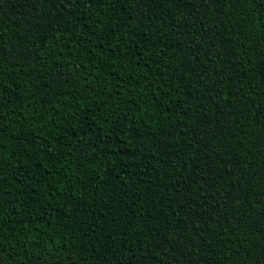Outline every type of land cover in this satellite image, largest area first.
Wrapping results in <instances>:
<instances>
[{
	"label": "trees",
	"instance_id": "trees-1",
	"mask_svg": "<svg viewBox=\"0 0 264 264\" xmlns=\"http://www.w3.org/2000/svg\"><path fill=\"white\" fill-rule=\"evenodd\" d=\"M0 264H264V0H0Z\"/></svg>",
	"mask_w": 264,
	"mask_h": 264
}]
</instances>
